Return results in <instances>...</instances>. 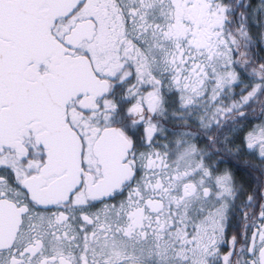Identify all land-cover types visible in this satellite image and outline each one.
I'll list each match as a JSON object with an SVG mask.
<instances>
[{
	"label": "snow or ice",
	"instance_id": "snow-or-ice-1",
	"mask_svg": "<svg viewBox=\"0 0 264 264\" xmlns=\"http://www.w3.org/2000/svg\"><path fill=\"white\" fill-rule=\"evenodd\" d=\"M0 264H264V0H0Z\"/></svg>",
	"mask_w": 264,
	"mask_h": 264
}]
</instances>
